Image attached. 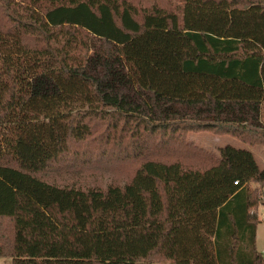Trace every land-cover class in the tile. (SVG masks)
Masks as SVG:
<instances>
[{
	"label": "trees",
	"instance_id": "trees-1",
	"mask_svg": "<svg viewBox=\"0 0 264 264\" xmlns=\"http://www.w3.org/2000/svg\"><path fill=\"white\" fill-rule=\"evenodd\" d=\"M160 1L0 0V256L12 264H264L256 155L211 154L170 120L198 105L213 121L188 130L264 144L249 124L264 108V0ZM105 125L95 154L182 148L206 167L147 158L106 188L39 176Z\"/></svg>",
	"mask_w": 264,
	"mask_h": 264
},
{
	"label": "rangeland",
	"instance_id": "rangeland-1",
	"mask_svg": "<svg viewBox=\"0 0 264 264\" xmlns=\"http://www.w3.org/2000/svg\"><path fill=\"white\" fill-rule=\"evenodd\" d=\"M171 3L174 6H178L180 4V0H161L159 2L162 6H167ZM173 107H177L174 105ZM161 108V107H159ZM173 109V108H172ZM174 110V109H173ZM172 110V111H173ZM179 113L175 115L172 114L171 119L175 123H183V128H185V134L187 138L203 148V150L211 153L218 154L221 146H225L227 144H231L235 147L244 148L251 150L257 157L260 165L264 167V144H246L241 141L237 136L230 134L224 135L216 133L213 130L206 129H191L193 125L192 123H202V121H213L214 112L210 109H206L200 106L188 107V106H180L179 105ZM160 111V109H159ZM150 113V114H149ZM146 114H149L150 120L155 122H162L159 114L152 111L151 108L146 110ZM163 114V113H162ZM169 114V112H165V115ZM259 118L257 120H253V122L249 121V124H253L257 127H261L264 131V108L258 114ZM224 117V115H223ZM209 121V122H210ZM216 122V121H215ZM219 122V120L217 121ZM252 122V123H251ZM223 121H221V124ZM106 125L103 128H100L95 135L90 138L88 141L84 142L80 146L79 156L74 158L68 156L64 160L63 166H58V168H52V170L44 171L40 173V177L48 182L55 183L57 185H68V186H76V187H99L106 188L110 184L114 185H124L129 182L133 177L135 171L141 166L142 162L147 158H156V159H164L166 161H173L175 158L181 160L188 167H201L202 161L201 159H206V156H198L194 154L192 151L187 149H162L158 153L146 154L142 156H136L129 158H117L115 154L110 155H102L95 154L93 152V147L89 144L93 142V140L104 131ZM261 129V130H262ZM79 147V146H77ZM174 147H176L174 145ZM81 150L85 151L84 154H81ZM164 151L167 152L166 156L163 154ZM173 154V155H172ZM114 155V156H113ZM161 155V156H160ZM206 166H202L205 168ZM251 188H260V186L252 182ZM260 222L258 224L257 230V249L258 251L264 254V208L260 209ZM7 224V220L1 221V225L4 227ZM0 264H12V259L10 257H2L0 256ZM143 264V263H139ZM159 264V263H154ZM162 264H169L168 262H164Z\"/></svg>",
	"mask_w": 264,
	"mask_h": 264
},
{
	"label": "crops",
	"instance_id": "crops-1",
	"mask_svg": "<svg viewBox=\"0 0 264 264\" xmlns=\"http://www.w3.org/2000/svg\"><path fill=\"white\" fill-rule=\"evenodd\" d=\"M224 135H230L229 133H225ZM242 141V140H241ZM243 142V141H242ZM244 143H246V142H244ZM246 144H248V143H246ZM221 147H223V146H221ZM264 168V167H263ZM264 208V204H262L261 206H260V208H259V218H261L260 217V209H263ZM264 218V217H263ZM261 220V219H260ZM258 230V229H257Z\"/></svg>",
	"mask_w": 264,
	"mask_h": 264
},
{
	"label": "built area",
	"instance_id": "built-area-1",
	"mask_svg": "<svg viewBox=\"0 0 264 264\" xmlns=\"http://www.w3.org/2000/svg\"><path fill=\"white\" fill-rule=\"evenodd\" d=\"M237 183V182H236Z\"/></svg>",
	"mask_w": 264,
	"mask_h": 264
}]
</instances>
